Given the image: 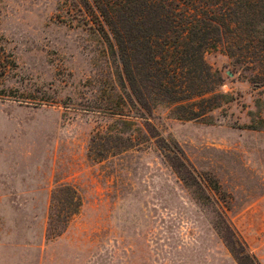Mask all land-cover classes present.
<instances>
[{"label": "rangeland", "instance_id": "rangeland-1", "mask_svg": "<svg viewBox=\"0 0 264 264\" xmlns=\"http://www.w3.org/2000/svg\"><path fill=\"white\" fill-rule=\"evenodd\" d=\"M81 9L0 0L9 84L38 102L0 98V264H264V78L210 49L235 100L208 121L112 116L107 43ZM67 186L83 204L57 234Z\"/></svg>", "mask_w": 264, "mask_h": 264}, {"label": "trees", "instance_id": "trees-1", "mask_svg": "<svg viewBox=\"0 0 264 264\" xmlns=\"http://www.w3.org/2000/svg\"><path fill=\"white\" fill-rule=\"evenodd\" d=\"M84 7L90 13L81 9L79 21L87 19L84 25L107 43V90L115 100L104 112L112 116L150 119L166 105L177 119L208 121L216 108L235 100L220 90L224 78L206 59L210 49L224 47L264 78V0H84ZM19 68L15 54L0 45V98L38 103L9 84ZM255 79L264 96V82ZM252 127L260 128L257 122ZM67 189L75 196L63 205L67 215L57 234L83 204L77 190Z\"/></svg>", "mask_w": 264, "mask_h": 264}]
</instances>
